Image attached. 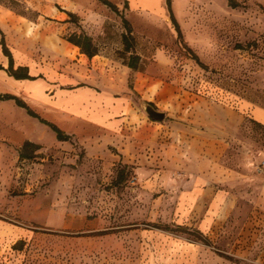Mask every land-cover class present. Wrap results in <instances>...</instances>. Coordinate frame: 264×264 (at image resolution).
Here are the masks:
<instances>
[{
    "label": "rangeland",
    "instance_id": "374dc122",
    "mask_svg": "<svg viewBox=\"0 0 264 264\" xmlns=\"http://www.w3.org/2000/svg\"><path fill=\"white\" fill-rule=\"evenodd\" d=\"M132 2L163 15L160 0ZM0 3L23 15L32 39L45 35L47 48L94 38L103 57L62 65L127 96L133 109L124 136L84 130L62 145L29 148L24 158L3 153L0 264H264V194L254 167L264 125L249 113L239 122L231 111L245 101L264 108V0H171L179 34L166 11L129 13L122 0ZM146 103L164 119L150 118ZM206 150L228 167L241 159L254 185H224L238 198L207 233L177 229L167 191L150 190L165 181L154 174L163 168L181 178L179 163Z\"/></svg>",
    "mask_w": 264,
    "mask_h": 264
},
{
    "label": "crops",
    "instance_id": "0c3cea01",
    "mask_svg": "<svg viewBox=\"0 0 264 264\" xmlns=\"http://www.w3.org/2000/svg\"><path fill=\"white\" fill-rule=\"evenodd\" d=\"M122 1L126 2L129 13L143 12L159 17L164 16L165 11L168 13L165 0H160L159 5L163 15L155 9L133 4L132 0ZM55 18L62 19V16ZM20 19H24L23 15L0 3V95L16 97L36 116L29 114L27 108L18 105L14 98L0 99V159L3 153L20 158V150L26 141L39 148L67 142L58 140L45 122L54 124L68 136L80 135L84 130L124 136L133 111L130 99L117 94L114 88L80 78L62 65L63 62H72V57H83L92 62L94 57L104 56L102 51L97 50L88 57L68 41L47 48L45 35L39 33L37 39H32ZM39 27L40 31H46L45 25ZM1 39L9 54L4 53ZM91 41L97 47L94 38ZM63 46L71 51L76 49V53L73 56L65 53L60 48ZM245 103L238 111L231 109L238 121L249 113L254 121L264 125V108ZM214 123L215 128L223 132V123L217 119ZM167 151L173 153L174 148ZM196 155V161L191 164L184 160L179 163V171L184 174L181 178L176 179L170 170L165 173L160 168L154 175H165V181L161 184L158 181L154 186L151 184L150 190L162 187L167 191L164 201L172 203L179 222L177 227L193 226L199 232L207 233L214 224L223 221L238 198L237 194L226 191L224 185H254V178L259 177L260 190L264 194V171L255 176L247 171L248 166L241 159L235 167L225 166L220 163V157H208L207 150ZM166 163L174 169V162Z\"/></svg>",
    "mask_w": 264,
    "mask_h": 264
},
{
    "label": "trees",
    "instance_id": "16d2710c",
    "mask_svg": "<svg viewBox=\"0 0 264 264\" xmlns=\"http://www.w3.org/2000/svg\"><path fill=\"white\" fill-rule=\"evenodd\" d=\"M105 4H107L108 6H110L112 9H116L115 6L113 4H111L110 2L108 1H104ZM165 5H166V9L168 11V15H169V18L174 26V28L176 29V31L178 32V34L180 33L179 32V27H178V23L173 15V12H172V9H171V0H165ZM123 22L126 26V29L128 31V33L130 34L131 30H130V27H129V24L127 22V20L123 19ZM131 35V34H130ZM125 41L127 40V34H124L123 35ZM66 40L68 42H71L75 45H77L81 52L85 53L88 57H91L92 55H94L96 53V47L93 45L92 41L89 39V37L85 36L84 37V41L80 40L79 38H66ZM2 41V47H3V51L4 53L6 54H9L6 47L4 46V43H3V40L1 39ZM131 45H129L128 43L125 44V49L129 51ZM132 55V58L134 59H137L138 58V55L136 54H131ZM128 67L130 68H134L136 69V64L133 63V62H130L127 64ZM10 67V65H9ZM7 99V98H14L16 103L20 106H23V107H26V105L20 101L19 99H17L16 97L12 96V95H8V94H4V95H0V99ZM27 108V107H26ZM28 110V113L33 115V116H36V114L34 112H32L31 110ZM43 122H45L44 120H42ZM256 122V121H255ZM46 124H48L51 129L55 132L56 134V137L58 140H67L69 138L68 135L64 134L57 126H55L54 124H51V123H48V122H45ZM258 123V122H256ZM259 124V123H258ZM32 147H39L38 145L34 144V143H31V142H24V144L22 145V148L20 150V153H19V156L20 158H24L28 155V149L29 148H32ZM180 227H177V229H179Z\"/></svg>",
    "mask_w": 264,
    "mask_h": 264
},
{
    "label": "water",
    "instance_id": "95a60500",
    "mask_svg": "<svg viewBox=\"0 0 264 264\" xmlns=\"http://www.w3.org/2000/svg\"><path fill=\"white\" fill-rule=\"evenodd\" d=\"M144 110L146 114L156 121H161L165 117V113L163 111L157 110L152 104L146 103L144 105Z\"/></svg>",
    "mask_w": 264,
    "mask_h": 264
},
{
    "label": "built area",
    "instance_id": "2783aa9c",
    "mask_svg": "<svg viewBox=\"0 0 264 264\" xmlns=\"http://www.w3.org/2000/svg\"><path fill=\"white\" fill-rule=\"evenodd\" d=\"M257 172H263L264 171V153L260 156L259 161L257 162L256 166Z\"/></svg>",
    "mask_w": 264,
    "mask_h": 264
}]
</instances>
